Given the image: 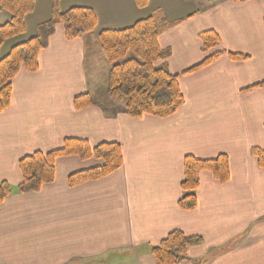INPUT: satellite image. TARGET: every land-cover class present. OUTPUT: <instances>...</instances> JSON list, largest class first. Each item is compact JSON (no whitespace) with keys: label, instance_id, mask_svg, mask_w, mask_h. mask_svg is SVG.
Masks as SVG:
<instances>
[{"label":"crops","instance_id":"0c3cea01","mask_svg":"<svg viewBox=\"0 0 264 264\" xmlns=\"http://www.w3.org/2000/svg\"><path fill=\"white\" fill-rule=\"evenodd\" d=\"M101 5L88 7L97 19L90 38L67 41L58 25L38 55V70L21 69L13 79L10 106L0 113V182L16 188L21 158L61 149L66 139L84 140L90 147L117 143L122 167L69 188V175L99 163L58 158L52 183L5 199L0 264H127L126 258L132 264H156L151 248L173 231L204 241L180 264H264V168L250 154L251 148L264 152V87L244 91L264 80V0H148L142 9L134 0ZM37 12L36 25L29 32L26 23V32L9 48L37 35L35 28L50 16V2L47 10L43 4L32 14ZM157 12L170 24L158 44L170 50L171 74L204 59L199 35L205 31L219 37L214 52L248 59L222 56L181 76L184 104L175 114L133 119L106 95L110 66L104 82L97 77V36ZM7 21L0 10V25ZM84 94L93 104L75 110L74 98ZM219 155L228 158L229 180L221 184L200 173L197 208L180 210L184 157Z\"/></svg>","mask_w":264,"mask_h":264},{"label":"trees","instance_id":"16d2710c","mask_svg":"<svg viewBox=\"0 0 264 264\" xmlns=\"http://www.w3.org/2000/svg\"><path fill=\"white\" fill-rule=\"evenodd\" d=\"M138 8H145L148 0H134ZM236 2L247 0H234ZM60 0H51L50 16L37 26V35L10 48L0 57V113L10 106L12 81L23 69L34 73L38 70V55L44 50L56 25H62L67 41L90 38L96 28L97 19L90 8L75 6L60 12ZM36 0H0V10L8 15V21L0 25V49L2 45L26 32V18L34 12ZM264 26V19H263ZM170 24L157 12L138 20L132 26L121 30H103L97 36L100 51L109 63L106 93L109 101L121 105L123 112L133 119L143 116L167 118L176 113L184 104L178 80L181 76L195 73L227 56L233 61H245L247 56L214 50L220 40L213 31L199 35L204 59L180 75H173L166 64L170 50L161 49L159 35ZM264 87V80L244 91ZM93 104L88 94L73 100L75 110L85 109ZM250 154L256 159L259 168H264V152L251 148ZM76 156L86 161L96 160L99 164L72 173L67 178L69 188L87 182L97 181L116 172L122 167V150L117 143H102L90 147L84 140L66 139L61 149L47 153L34 152L20 159L18 163L21 181L16 188L0 182V204L13 194L37 193L55 178V161L58 158ZM210 173L221 184L229 180L228 158L219 155L214 159L200 160L193 156L183 159V179L180 184L181 197L178 208L184 212L194 211L198 206L196 192L199 175ZM199 236H187L180 231L169 233L161 242L152 247L150 254L156 264H180L188 260L191 248L202 246Z\"/></svg>","mask_w":264,"mask_h":264},{"label":"rangeland","instance_id":"374dc122","mask_svg":"<svg viewBox=\"0 0 264 264\" xmlns=\"http://www.w3.org/2000/svg\"><path fill=\"white\" fill-rule=\"evenodd\" d=\"M102 1L103 0H60V2L58 4V9L60 12H65L66 10L70 9L71 7H75V6H81V7H86V8L90 7L91 8L92 4H95L97 6H102L101 5ZM49 2L51 4V0H36L37 7L35 5V8H40L42 10L43 4H44V5H46V10H47V6H48ZM38 12L35 15L32 14L33 16L29 15L26 18V23L28 25L29 32L32 28V23H33V26H35L37 23L36 21L38 20V14H39ZM57 26L58 25H56V27ZM35 29L37 31V28H35ZM18 38L19 37L14 38V39L9 41L7 47L0 51V57L7 54V51L10 50L9 45H12L13 42H16L18 40ZM98 47H99V45H98ZM94 56H95V70L97 72V77L99 80L104 82V76H102V75H103V73L107 72L106 66H109V63L106 61V59L103 57V55L100 51H99V54H95ZM106 95H107V93H106ZM125 262L127 264H132V262L130 261V258H126Z\"/></svg>","mask_w":264,"mask_h":264}]
</instances>
